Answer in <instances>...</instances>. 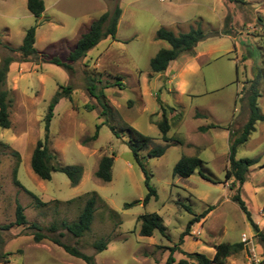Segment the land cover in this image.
<instances>
[{"label":"rangeland","instance_id":"1","mask_svg":"<svg viewBox=\"0 0 264 264\" xmlns=\"http://www.w3.org/2000/svg\"><path fill=\"white\" fill-rule=\"evenodd\" d=\"M44 3L45 12L35 17L27 8V0H0L1 45L20 48L27 30L36 27L39 54L65 61L80 37L103 14L119 6L123 15L115 39H103L73 64L74 71L43 60L10 67L6 88L12 101L11 128L0 127V264H87L52 241L37 244L36 229L79 248L94 257L96 264H166L170 248H176L175 264H201L195 255L212 261L217 245L240 244L243 234L254 237L257 252L264 259V241L259 236L264 234V122L256 125V131L237 153V159L258 161L249 169L245 185L239 189L225 179L230 136L239 134L248 121L254 81L259 86L258 105L264 115V0ZM199 26L205 38L194 55L185 54L165 73L154 75L151 59L159 50L170 48L165 41L156 40V32L167 27L188 33ZM2 46L0 64L1 57L13 55ZM117 76L123 79L117 80ZM89 78L94 80V96ZM62 87H71L72 100L62 98L55 107L48 147L54 166L83 168L76 187L60 172L53 173L51 181H43L31 167L33 152L46 137L49 105ZM158 99L167 107L170 144L162 140L157 126L163 116ZM170 107L179 114L171 115ZM98 125L99 137L92 141ZM211 125L214 128L203 131ZM130 127L151 139L141 155L146 157L144 163L158 198L146 206L145 175L128 145ZM159 147H167L162 157L146 156ZM14 151L19 153L20 162ZM183 156L199 157L203 162L189 179L173 176ZM104 157L114 159L110 183L96 177ZM17 167L16 178L23 187L15 184ZM199 173L214 183L203 180ZM238 194L260 234L232 200ZM91 197H96L94 221L82 237H75L68 226L78 222ZM134 202L138 204L125 209ZM17 204L24 208L27 224L6 229L16 221ZM211 207L210 216L195 224L181 243L193 219L188 210L201 215ZM154 213L161 216L165 235L155 232L152 237H142L138 219ZM102 240L107 248L99 252L95 244ZM222 264H248L245 248Z\"/></svg>","mask_w":264,"mask_h":264},{"label":"trees","instance_id":"2","mask_svg":"<svg viewBox=\"0 0 264 264\" xmlns=\"http://www.w3.org/2000/svg\"><path fill=\"white\" fill-rule=\"evenodd\" d=\"M27 8L29 12L35 17H40L45 12V3L44 0H27ZM122 16V10L119 6H117L113 12H107L101 16L99 20L92 23L91 28L88 33L84 34L81 39L78 41L74 50L70 53L65 61L57 57L49 58L44 55H40L38 50L35 48L36 44V27L30 28L26 32V36L24 38L23 44L18 49H12L8 46H2L0 42V46H2L6 50H10L13 55L8 57H1L0 64V127L2 129H10L11 121H10V109L12 108V101L10 99V90L6 88L8 82V75L10 72V67L14 63L16 64H26V63H34L38 64L40 60H43L45 64L56 65L61 67L67 71H74L73 64L77 63L81 59L85 58L87 54L96 48L103 39L111 37V39H115L117 34V28ZM158 41H165L170 45L168 49H161L155 55L154 58L150 61V67L152 72L154 73H165L170 64L177 61L181 56L185 54H189L191 56L194 55V50L198 43L205 38V34L203 29L199 27L193 28L188 33H180L175 34L174 32L167 30L165 28H161L156 32L155 36ZM89 90L94 96L95 85L94 80L89 78ZM122 76H117V80H122ZM112 86V85H111ZM115 86H119V83H115ZM109 88V86H107ZM72 92L71 87H62V92L58 93L57 96L54 97L52 103L49 105L48 114L46 117V137L44 141H39L32 155L31 167L33 172L43 181H51L52 174L55 172H60L65 174L70 180V184L72 187H76L79 185L84 170L82 167L74 166V167H56L52 164L54 159L53 153L49 150L48 141L49 135L51 131V123L54 119L55 115V107L60 102V99L67 98L70 101L72 100ZM93 92V93H92ZM101 96L104 100V92H101ZM259 94V86L256 81L251 86V96L249 99V110L250 115L247 123L243 127L242 131L238 134L231 133L229 140V151H230V164L229 168L226 171L225 179L232 181L234 186L242 188L243 185L247 182L249 169L258 163L257 160L254 159H237V153L239 148L242 145H245L251 136L252 133L256 131V125L259 122H264V115L261 112V109L258 105ZM160 108L162 110V120L157 123L158 129L162 134V140L166 144H170L172 140L169 138L168 134L171 129V125L169 122L167 107L162 104L160 99ZM105 106V105H104ZM89 108V107H88ZM90 110H93L89 108ZM171 115L179 114L175 109L170 107ZM101 126H96V132L91 137L90 140L96 141L99 137V130ZM214 128L213 125L208 128H204L203 131ZM114 130V128H113ZM129 132L131 134V140L128 143L129 148L131 149L134 159L142 169L145 175V185L148 189V195L143 200V204L146 206L150 203V201L155 198H158L157 190L151 185V173L148 171L146 164L144 163V157L141 155L146 145L150 143L151 139L137 131L136 129L130 127ZM4 147H7L4 144H1ZM167 147H159L151 150L146 156L149 158H159L162 157L166 152ZM14 157L18 159L20 162V155L17 152L12 153ZM0 156H1V148H0ZM202 160L199 157H189L183 156L180 161L176 164L173 170V176L179 177L181 179H189L194 173L201 167ZM18 165V164H17ZM113 166L114 159L111 157H104L99 163L98 171L96 172V177L102 180L104 183H110L113 180ZM18 173V167L15 170V184L19 187H23L19 180L16 178ZM200 177L203 180H206L210 183H214L210 178H208L204 173H199ZM238 189V190H239ZM232 200L238 204L240 209L246 215L247 220L250 222L251 227L254 231L260 234V228L258 224H256L251 216V213L248 211L244 201L241 199L240 195H235ZM41 205H45V203L41 202L39 199L36 200ZM138 202L130 203L125 205V209H130L134 207ZM95 207H96V197H91L86 203L85 208L83 209L78 222L68 226V230L74 234L75 237H82L85 232H87L94 221L95 215ZM214 210L211 207L208 211H205L201 215H194V213L189 209V213L193 215V219L188 223L187 229L181 236V243L184 242V238L189 236L191 228L200 223L203 219H205L212 211ZM141 222V230L140 234L142 237H152L155 232H159L162 235H165V227L163 226L162 218L159 214H149L145 216H140L138 219ZM27 224L26 216L24 215V208L17 204L16 208V221L15 223L6 226V229H10L11 226L17 225L22 226ZM37 228V226H33ZM37 232L34 234V241L38 244L44 240L52 241L54 244L61 247L66 253L69 255L81 259L85 261L87 264H96L94 257L88 256L80 251L77 247H71L59 240H54L50 236L42 233L39 229H36ZM62 236V235H61ZM261 239L264 241V234L259 235ZM95 247L99 252L104 251L107 248V242L100 241L95 244ZM244 245L240 244H229V243H221L216 246L215 257L212 261L208 260L205 256L195 255L198 261L201 264H222L223 261L228 258L233 253L237 252V250L243 249ZM170 256L166 264H175V260L173 258L174 253L176 252V248H170ZM189 257H192L190 254ZM178 264H185L184 261ZM264 264V259H263Z\"/></svg>","mask_w":264,"mask_h":264},{"label":"built area","instance_id":"3","mask_svg":"<svg viewBox=\"0 0 264 264\" xmlns=\"http://www.w3.org/2000/svg\"><path fill=\"white\" fill-rule=\"evenodd\" d=\"M241 240L248 255V264H263V258L257 252L254 237L243 234Z\"/></svg>","mask_w":264,"mask_h":264},{"label":"crops","instance_id":"4","mask_svg":"<svg viewBox=\"0 0 264 264\" xmlns=\"http://www.w3.org/2000/svg\"><path fill=\"white\" fill-rule=\"evenodd\" d=\"M122 15H123V12H122ZM121 17H122V16H121ZM120 19H121V18H120ZM91 25H92V24H91ZM90 28H91V26H90ZM90 28L88 29L87 33L89 32ZM163 28H165V29H167V30H170V29L167 28V27H163ZM160 29H161V28H160ZM170 31H172V30H170ZM172 32H174V31H172ZM189 32H190V31H189ZM174 33L177 34V35L180 34V33H176V32H174ZM84 34H86V33H84ZM84 34H83V35H84ZM83 35H82V36H83ZM155 36H156V35H155ZM80 39H81V37H80ZM80 39H79V40H80ZM77 43H78V42H77ZM76 45H77V44H76ZM167 49H168V48H167ZM154 57H155V56H154ZM154 57H153V58H154ZM154 75H156V74L154 73ZM157 77H160V78H161V76H157ZM210 214H211V213H210ZM209 216H210V215H208V216L206 217V219H207ZM190 232H191V231H190ZM241 238H242V237H241ZM241 243H242V240H241Z\"/></svg>","mask_w":264,"mask_h":264}]
</instances>
